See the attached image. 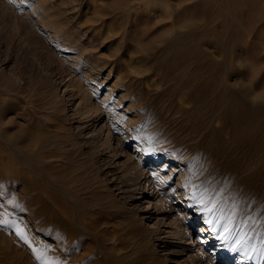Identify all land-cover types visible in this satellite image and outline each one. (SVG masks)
I'll list each match as a JSON object with an SVG mask.
<instances>
[{
	"label": "rangeland",
	"instance_id": "rangeland-1",
	"mask_svg": "<svg viewBox=\"0 0 264 264\" xmlns=\"http://www.w3.org/2000/svg\"><path fill=\"white\" fill-rule=\"evenodd\" d=\"M0 264H264V0H0Z\"/></svg>",
	"mask_w": 264,
	"mask_h": 264
},
{
	"label": "bare ground",
	"instance_id": "bare-ground-1",
	"mask_svg": "<svg viewBox=\"0 0 264 264\" xmlns=\"http://www.w3.org/2000/svg\"><path fill=\"white\" fill-rule=\"evenodd\" d=\"M95 118H97V117H95ZM49 197L51 198V205L53 206V207H55V208H59V207H64L65 206V203L63 202V201H59V200H57V198H56V196H55V194L52 192V193H50L49 194ZM206 227V226H205ZM205 227H203L202 229H204V230H206V228ZM201 229V228H200ZM201 232H202V230H201ZM178 243H181L180 241H178Z\"/></svg>",
	"mask_w": 264,
	"mask_h": 264
},
{
	"label": "snow or ice",
	"instance_id": "snow-or-ice-1",
	"mask_svg": "<svg viewBox=\"0 0 264 264\" xmlns=\"http://www.w3.org/2000/svg\"><path fill=\"white\" fill-rule=\"evenodd\" d=\"M38 259H39V257H38Z\"/></svg>",
	"mask_w": 264,
	"mask_h": 264
}]
</instances>
